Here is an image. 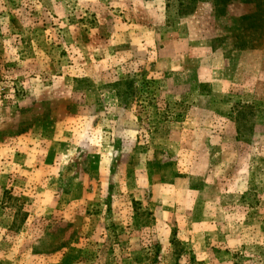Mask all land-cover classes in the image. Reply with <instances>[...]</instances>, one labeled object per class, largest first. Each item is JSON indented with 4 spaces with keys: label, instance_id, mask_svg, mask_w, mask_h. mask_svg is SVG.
Instances as JSON below:
<instances>
[{
    "label": "rangeland",
    "instance_id": "obj_1",
    "mask_svg": "<svg viewBox=\"0 0 264 264\" xmlns=\"http://www.w3.org/2000/svg\"><path fill=\"white\" fill-rule=\"evenodd\" d=\"M174 58L186 68L174 71ZM201 66L211 83H198ZM198 85L211 94L196 96ZM184 104L195 161L177 185L204 193L174 210L172 230L149 186L130 196L144 175L131 158L149 153L174 177L171 148L149 146ZM106 133L111 194L91 182L74 208L68 187L51 185L56 205L42 209L47 197L12 181L3 155L0 264H264V0H0V144L85 134L99 149ZM77 165L66 168L77 176ZM75 245L77 262L60 263Z\"/></svg>",
    "mask_w": 264,
    "mask_h": 264
},
{
    "label": "crops",
    "instance_id": "obj_2",
    "mask_svg": "<svg viewBox=\"0 0 264 264\" xmlns=\"http://www.w3.org/2000/svg\"><path fill=\"white\" fill-rule=\"evenodd\" d=\"M167 65L174 68V71H176L181 67L182 69L186 68V61L182 64V62H179L174 58V60H171V64L168 61ZM198 73L202 78L198 83L212 82L210 77L207 80L203 78V76L213 75V73L207 68L201 66ZM224 77L221 82L223 84L230 83L229 78ZM199 86L200 85H198L196 89V96L199 98H206L211 94V92L201 93ZM186 95L190 98L188 93ZM182 107L183 108H179L178 111L177 109H172L169 114L174 116L175 113L180 111L184 113L185 117L181 116L184 118L177 119V122L176 120L174 121V117H172L170 121H167L166 125L169 127V133L163 137H155L150 141L151 144L149 146L151 152L156 149H161L162 146L165 145L171 148V153L168 148L165 149L167 151H162L165 152L164 159L166 161H174V164L172 163V166H174V177L166 179L163 173L159 171V165L156 164L153 166L154 157L149 153H147L145 157H141L139 152H133L131 158L132 171L136 170L139 173H144V175H142L143 177L138 175L140 180L137 182V185L136 183L133 184L134 189H131L130 196L134 191L132 196L136 199H140L141 196L143 198L145 190H147L146 188L149 186L150 193L154 195L152 198V206L158 207H155L154 212H161L163 215H171L172 217L168 222H165L166 225L161 220H159L158 223L165 225V227L171 228L172 230L174 229V210L177 209L178 211L179 207L181 208L180 211L184 208H186V211L187 209L189 210L191 207L189 204L190 196H192V194L200 195V193H204L202 192V187L197 190V188L191 187L188 183L186 187L184 185L182 187L177 185L180 180L188 181L189 179H192L187 173L195 161V158L192 155L191 146H194L193 132L196 131V129L195 127H192V121L191 119H188L186 115L190 107L188 108L185 104ZM124 127L126 126L124 125ZM93 128L94 127H92V129ZM94 133L98 132L96 131ZM63 135L64 134H62V137L60 138L57 136L53 137V139L49 138L40 141L41 139L38 137L35 138L36 135L30 134L26 135V137L17 136L12 141L0 144V160L4 158L3 155H8L6 158H10L13 164L14 170H11L12 175L10 176L12 181L14 180V182L19 184V181L22 179L28 186L24 191L47 197L42 201V209H51V207H55L56 205V203L54 206L51 205L53 203V195L51 191L55 188V186L51 185H56V187L65 185L66 188L68 187L69 191L68 193H64L63 197H65L66 206H72L73 208L76 207L74 204L78 203L80 195H88L89 184L91 182H94V187L105 191V194L107 191L111 194L109 187L111 186V183H113V176L111 175L109 163L113 162V157L116 155V149L114 147L115 136L106 133V135L102 137L103 144L100 145L98 149L96 144H94V147L86 145V142L89 141V137L84 138L85 134H80L79 137H76L73 134H69L68 136ZM123 154L124 151H122V156ZM72 159L74 162L77 161L78 164L77 171L79 172V175L77 176H74L71 169L66 168V164L68 161L72 162ZM57 160L59 161L56 163ZM60 162L63 163L62 166ZM143 162H146V165H143ZM83 163L88 165L83 167L81 165ZM121 163L123 164V161ZM95 164H97V166H94ZM133 178L132 174V180ZM1 180H3L2 172H0V185L3 183ZM148 180L150 182H148ZM54 181H56V184H54ZM200 189L201 191H199ZM15 191L16 189L14 192ZM16 194H19L18 190L16 191ZM102 195L103 194H101L99 198L102 199V197H104ZM106 204L109 205L108 202ZM103 205L104 204H102V206ZM104 207L106 208L105 205ZM75 239H77V237H75ZM79 240H81V238ZM169 241H173L172 243L174 244V242H177V239L172 240L171 236ZM168 247H166L167 250ZM74 248L73 253H57L60 263L61 261L65 263L68 260H71L73 255L75 256V263L77 262V259L79 258V247L75 245ZM193 253H195V251Z\"/></svg>",
    "mask_w": 264,
    "mask_h": 264
}]
</instances>
